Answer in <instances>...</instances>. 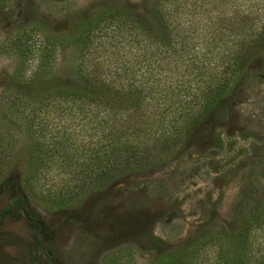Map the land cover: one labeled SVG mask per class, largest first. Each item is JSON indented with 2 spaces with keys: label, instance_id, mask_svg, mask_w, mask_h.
Instances as JSON below:
<instances>
[{
  "label": "rangeland",
  "instance_id": "obj_1",
  "mask_svg": "<svg viewBox=\"0 0 264 264\" xmlns=\"http://www.w3.org/2000/svg\"><path fill=\"white\" fill-rule=\"evenodd\" d=\"M209 1L206 7H213ZM250 1L219 5L214 18L229 27L211 28L204 20L183 55L160 54L162 69L151 74L155 97L182 77L186 102L224 83L220 100L193 123L188 117L199 102H185L189 111L176 120L174 102H151L154 114L139 120L144 128L153 117L148 148L130 150L113 138L133 131V117L115 118L104 104L46 96L66 88L88 92L82 76L98 62L118 82L120 43L136 40L120 37V21L164 31L157 8L165 1L0 0V264H148L157 248L180 241L202 220L228 216L250 181L264 184V30L258 24L231 32L235 10ZM120 10L124 17L101 23L81 52L87 25ZM256 11L264 19V7ZM167 28L178 31L176 22ZM93 47L102 48L100 55H91ZM148 54L143 58L152 64ZM132 137L136 143L144 136ZM116 150L120 170L95 182L114 168L109 160ZM18 197L27 216L6 210ZM29 219L40 225L39 239L52 258L35 243Z\"/></svg>",
  "mask_w": 264,
  "mask_h": 264
},
{
  "label": "trees",
  "instance_id": "obj_2",
  "mask_svg": "<svg viewBox=\"0 0 264 264\" xmlns=\"http://www.w3.org/2000/svg\"><path fill=\"white\" fill-rule=\"evenodd\" d=\"M162 1H165L166 4L161 8H157V13L159 19L163 22V27L166 28L164 31L158 29L157 26L153 27L142 22L137 24V22L132 20L129 22L120 21V37L121 35L124 37L136 35V40L130 45L127 42H124V45L120 43V71L114 72V75L120 78L118 82L115 83L111 77H108L113 70L98 62L93 69H88L89 76H82L83 84L87 87L88 92L82 89L66 88L65 90H57L55 93H48L46 96L47 100H79L84 101L86 105L91 103L104 104L110 109L109 111L115 118L128 119L133 117L134 119L128 122L129 125H132L133 131L126 133L127 131L119 130L116 133V137L113 138L119 148L120 146L130 150L140 148L139 146L148 148L147 142L152 132L153 117L144 121V128L139 123V120L141 117L147 119L154 114V112L149 110V106L153 105L151 102H161L163 104L168 101L174 102L176 108L174 111H170L171 118L174 120L177 119L176 117H185L187 114L188 109L185 106L187 94L185 89L181 88L183 86L182 77L177 80V82L181 83L176 84L172 89L169 90L170 85H166L168 91L164 89L160 97H155L153 94L155 87L151 74L154 76L155 69H162L161 64L157 63L159 58L162 59L160 54L171 60H176L180 55L182 56L183 51L185 52L187 48L188 38L206 19L211 28L215 23L219 24L220 28L229 27L225 23V18H221L220 21L214 18L219 17V5L225 8L229 0H211L214 3L213 7L210 8L206 7L207 4H210L209 0ZM221 1H225L224 5L222 3L219 4ZM245 5L246 7L243 4L241 10H235L231 32L234 29H241L245 25H248L249 28L258 24H260L261 31H263L264 19L262 17L258 18L256 10L261 6L264 7V0L250 1ZM211 8L216 10L213 17ZM118 12L105 14L106 16L99 15L86 28L84 27L85 29L82 33H84L85 37L81 40V52L88 50L94 38L91 33L101 23L113 20L119 16L121 19L126 13L121 10L120 13ZM171 21L176 22L177 33H172V30L167 28L168 23ZM185 21L188 22V26H182ZM193 28H195L194 31ZM190 29L192 31L188 32ZM234 35L238 41L242 34L235 33ZM254 36L260 37L257 34H254ZM243 40V38L240 39L242 42ZM215 41L219 40L216 39ZM177 44H179L178 48L176 47ZM255 44L256 41L254 40ZM126 45H128L127 48L125 47ZM114 48H117V46L114 45ZM101 49L93 47L90 53L91 55L92 53L100 55ZM147 50H149L148 56L150 60H153L152 64L145 63L143 58ZM130 52H133V54L128 55ZM112 54L118 55V48ZM89 59H91L90 56ZM113 61L118 62L119 58L116 57V60ZM142 76L143 78L141 79ZM188 89H190L189 85ZM211 89L199 91L196 95H190L188 98L189 102L186 103L192 102L194 104L199 102L195 112L191 117H188L190 122L193 123L199 120L211 105L220 100L219 98L223 96L225 91V84L222 83L213 90ZM158 92L160 91L157 89ZM107 95H111V97L108 98ZM139 125H141L140 128L138 127ZM138 131L144 137L143 140L135 143V141H132V135L137 134ZM118 145L116 146L118 147ZM118 150L110 154L112 158H110L109 164L114 168H109L95 182L105 179L110 180L113 173L120 170ZM242 193V195L235 196L236 198L228 216L222 217L220 221L215 219L202 220L195 225L194 231H191L180 241L166 247L157 248L148 264H264V184L260 181H250ZM17 209H21L27 216V206L20 197L15 198L12 207H7L6 210L10 213H15ZM29 222L36 225L32 235L35 243L43 248L48 258H52L48 249L39 239L40 225L31 219H29Z\"/></svg>",
  "mask_w": 264,
  "mask_h": 264
}]
</instances>
